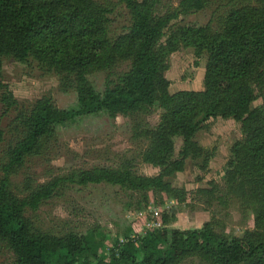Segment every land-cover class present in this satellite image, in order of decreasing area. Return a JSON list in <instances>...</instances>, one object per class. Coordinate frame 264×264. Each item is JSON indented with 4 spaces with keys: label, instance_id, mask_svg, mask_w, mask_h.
Segmentation results:
<instances>
[{
    "label": "trees",
    "instance_id": "16d2710c",
    "mask_svg": "<svg viewBox=\"0 0 264 264\" xmlns=\"http://www.w3.org/2000/svg\"><path fill=\"white\" fill-rule=\"evenodd\" d=\"M118 16L123 23L115 27ZM187 49L205 58L202 90L170 93L169 58ZM5 60H31L54 74L68 100L58 107L46 95L19 106L0 83L2 114L16 111L15 139L0 150V251L9 264H264V0H0V77ZM116 118L126 120L123 134L139 148L137 160L123 155L43 184L26 177L12 190L11 178L44 143ZM216 118L240 125L222 184L173 187L169 179L187 160L207 170L213 153L196 135ZM3 143L0 121V149ZM137 161L158 173L139 174ZM99 185L138 195L136 212L150 202L159 210L176 205L155 218L159 227L137 235L135 223L124 222L112 239L97 227L43 232L26 216L70 187ZM194 199L207 209L236 205L251 228L229 235L213 219L199 229H171L177 210L193 208L187 201Z\"/></svg>",
    "mask_w": 264,
    "mask_h": 264
},
{
    "label": "rangeland",
    "instance_id": "374dc122",
    "mask_svg": "<svg viewBox=\"0 0 264 264\" xmlns=\"http://www.w3.org/2000/svg\"><path fill=\"white\" fill-rule=\"evenodd\" d=\"M167 1L174 6L179 2V0ZM195 18L196 15H192L183 21H192ZM115 19L117 21L115 27H120L123 16ZM168 63L169 69L165 73V78L170 83V93L202 90L205 58L197 59L194 52L187 49L172 54ZM0 83L12 93L19 106L31 104L46 95H50L58 107H63L68 102L66 97L58 92V77L54 74L42 73L31 60L26 63L5 60ZM3 91L4 89L0 90V95ZM259 103L260 101H257L254 105ZM15 114L16 111L11 109L3 115L0 104V121L4 132V143L0 149L2 153L15 139L11 127ZM152 121H156V117ZM125 122L126 120L122 118H116L113 122L105 120L103 126L96 128L95 132L63 133L57 140L44 143L40 154L28 158L24 167L11 178L12 190L19 192L26 177H31L36 184H43L50 178L49 175L66 176L71 171L89 170L110 162L116 163L117 158L123 155L137 160L139 148L128 139L126 134H123L122 126ZM239 138V123L221 118L210 120L207 128L196 135L197 143L213 153L207 170L200 171L190 160H187L184 171L169 179L172 186L195 191L199 188H207L211 181L222 184L221 179L226 162L231 156V147ZM174 141L177 153L181 140L176 138ZM136 165L139 174L154 176L158 173V169L143 165L139 161ZM18 194L20 197L24 196L22 193ZM137 201L138 195L124 192L119 188L104 185L86 189L70 187L65 190L63 196L50 200L35 213L28 211L26 216L43 232L62 235L70 229L97 227L101 233L112 239L115 236H122L120 224L124 222L135 223L132 234L137 233V235L156 225L154 220L157 217L153 214L152 202L148 205L147 211L136 212L134 208ZM187 203L193 208L181 206L177 210L176 221L169 225L171 229H199L213 219L219 223L215 228L216 231L229 235L240 236L244 230L251 228L246 225L243 213L236 205L221 210L216 206L207 209L201 201L196 202L195 199L188 200ZM166 205L161 210L155 209L158 215L176 204L174 201H168ZM144 216H148V220L143 219ZM9 263V256L0 251V264ZM184 264H198V262L191 260Z\"/></svg>",
    "mask_w": 264,
    "mask_h": 264
},
{
    "label": "built area",
    "instance_id": "2783aa9c",
    "mask_svg": "<svg viewBox=\"0 0 264 264\" xmlns=\"http://www.w3.org/2000/svg\"><path fill=\"white\" fill-rule=\"evenodd\" d=\"M153 210H154V211H153ZM152 211H153L154 216H155V217H158V212L155 210V208L152 209ZM155 226H156V227H159V224L156 223Z\"/></svg>",
    "mask_w": 264,
    "mask_h": 264
}]
</instances>
